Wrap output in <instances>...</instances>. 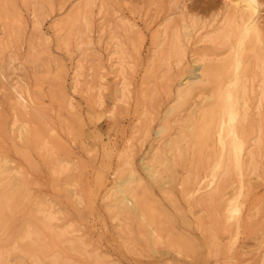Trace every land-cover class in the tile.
<instances>
[{"label":"rangeland","instance_id":"1","mask_svg":"<svg viewBox=\"0 0 264 264\" xmlns=\"http://www.w3.org/2000/svg\"><path fill=\"white\" fill-rule=\"evenodd\" d=\"M258 3L264 28V0ZM83 11L84 0H0V167L20 174L14 218L7 225L0 219V238L6 240L21 225L17 220L22 222L33 204L44 201L58 215L59 226L77 231L82 251L76 255L60 245L64 253L53 243L49 253L75 264L257 263L264 233V155L260 178L234 177L233 188L226 182L217 206L200 205L194 190L207 185L211 163L198 170L199 183L188 186L183 182L196 160L192 154L173 172L161 171L165 179L158 183L144 168L157 145L154 131L171 106L162 80L165 71L151 70L159 30L168 21L179 25L185 18L208 25L237 12L236 0H95L89 27L80 20ZM79 33L87 50L78 49ZM198 38L189 44L190 63ZM118 42L126 52L130 90L122 104L116 94L119 66L112 67ZM194 68L191 63L189 71L172 73V86ZM181 112L176 120L185 117L186 108ZM16 116L28 127L20 138ZM60 168L62 173L54 174ZM130 168L139 180L134 194L154 210L149 223L143 224L134 209L118 208L116 188ZM232 205L238 211L235 219L228 217ZM1 239L0 247L5 244ZM14 255L10 264H32L22 254Z\"/></svg>","mask_w":264,"mask_h":264},{"label":"bare ground","instance_id":"2","mask_svg":"<svg viewBox=\"0 0 264 264\" xmlns=\"http://www.w3.org/2000/svg\"><path fill=\"white\" fill-rule=\"evenodd\" d=\"M236 3L237 12L231 15L227 13L219 20L215 18L212 23L205 26H201V23L194 18L188 20L185 18L179 25L178 22L173 24L168 21L159 30L151 61V70L154 67L158 70L160 67L165 71L162 80L166 87H163L166 88L168 97L171 98L169 100L172 102L168 101L171 106L164 112L163 122H160L158 129H154L157 145L154 147L153 141L151 156L147 157L148 162L144 163V168L154 182L158 183L165 179L161 171L173 172L186 156L192 154L196 156V160L191 163L192 166L183 182L188 186L192 182L199 183L198 170L201 167L203 169L204 163H211L213 169L209 180L205 181L207 185L203 184L194 189L200 205L203 202L219 205L217 198L220 194V201L224 199L222 188L226 182L231 181L228 186L233 188L234 180L242 181L245 175L248 176L249 181L260 178L261 160L264 155V28L258 11V0H236ZM94 4L95 0H84V11L79 13L83 27H89V16ZM203 29H206V32L201 34ZM195 35H199L196 41L198 47L191 51V63L195 68L172 86L173 79L170 77L172 73L190 69L189 44ZM116 38L112 37V40ZM76 41L80 51L88 49L86 48L88 42L86 38L80 36V33ZM125 55L123 45L116 43L113 56L117 64H112V67L119 66L117 73L121 80L116 88V94L117 101L121 104L126 102L130 94L125 72ZM154 73L157 74L158 71ZM160 77L158 75V79ZM148 104L147 100L144 114L146 118L150 114V104ZM157 104L154 107H158ZM18 107L20 110L21 104H18ZM185 108V117L176 120L174 118L176 113L182 111V114ZM14 126L19 138L28 132L27 124L18 116L15 118ZM173 128L177 130V133L174 132L177 134L175 136L171 135ZM47 145L48 143H44L43 146ZM4 168V166L0 167L2 169L0 219H5L7 225L10 217L14 218L12 201L18 196L16 190L20 188L18 184L20 174L11 169V172L7 173L10 170ZM59 173H62L61 168L59 171L54 170V174ZM133 173L135 172L130 168L119 178L116 188L120 197L118 208L119 210L128 207L134 209L143 224L149 223L154 219V210L151 202L141 200L134 194L139 180ZM21 195L22 197L19 196L23 198V194ZM41 202L33 204L35 205L33 208L31 206L22 222H18L20 219L15 221V224L21 225L16 229L13 228L14 230L7 236L4 235L6 240L0 238L5 243L0 247V264H10L9 258L12 254H22L32 264H46L41 257L45 260L49 259L50 264H75L69 259L62 258V254L54 255L49 252L53 243H59V249L61 245L68 252L76 255L82 253L78 240H75L77 231L72 227L59 226L58 215L52 212L44 201ZM237 214L236 206L232 205L228 217L235 219ZM2 231L0 229V233ZM262 236V240L257 245L259 254L255 264H264V233ZM66 251L64 253H67ZM17 256L14 255V258Z\"/></svg>","mask_w":264,"mask_h":264},{"label":"snow or ice","instance_id":"3","mask_svg":"<svg viewBox=\"0 0 264 264\" xmlns=\"http://www.w3.org/2000/svg\"><path fill=\"white\" fill-rule=\"evenodd\" d=\"M182 7V6H181ZM133 175H135V173H133Z\"/></svg>","mask_w":264,"mask_h":264}]
</instances>
